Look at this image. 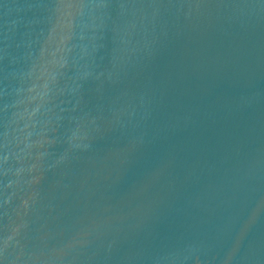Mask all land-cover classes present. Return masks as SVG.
I'll return each mask as SVG.
<instances>
[{"label": "water", "instance_id": "water-1", "mask_svg": "<svg viewBox=\"0 0 264 264\" xmlns=\"http://www.w3.org/2000/svg\"><path fill=\"white\" fill-rule=\"evenodd\" d=\"M0 264H264V0H0Z\"/></svg>", "mask_w": 264, "mask_h": 264}]
</instances>
